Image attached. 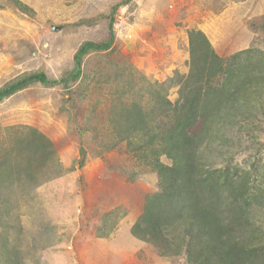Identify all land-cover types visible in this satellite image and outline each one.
<instances>
[{
    "label": "rangeland",
    "instance_id": "1",
    "mask_svg": "<svg viewBox=\"0 0 264 264\" xmlns=\"http://www.w3.org/2000/svg\"><path fill=\"white\" fill-rule=\"evenodd\" d=\"M19 1L33 14L0 0V88L38 71L60 81L73 69L82 42L109 39L111 21L114 40L108 51L84 58L82 76L70 84V92L61 84H34L0 102V156L15 132L34 128L54 151L51 162L41 167L43 179L55 174L16 192L9 206L0 204V243L19 252L20 264H186L183 257H158L130 234L145 196L158 187L156 175L124 144L101 150L107 113L121 87L114 74L120 68L150 83L186 74L191 30L201 31L222 58L250 48L264 52V0ZM49 25L60 29L49 32ZM177 98V88L169 89L168 99ZM260 107L262 113L250 122L233 127L227 143L204 144L199 155L208 168L231 162L250 171L252 186L264 190V95L255 109ZM94 125L96 136L88 130ZM5 207L9 216L1 212ZM249 209L252 222L264 232V208L252 204ZM105 216L116 221L113 230V222L107 226L112 230L108 237L105 229L98 230Z\"/></svg>",
    "mask_w": 264,
    "mask_h": 264
},
{
    "label": "trees",
    "instance_id": "2",
    "mask_svg": "<svg viewBox=\"0 0 264 264\" xmlns=\"http://www.w3.org/2000/svg\"><path fill=\"white\" fill-rule=\"evenodd\" d=\"M8 1L21 13L33 14L21 1ZM109 29L105 43L80 44L66 77L50 81L43 72L23 74L0 88V102L34 84L47 88L61 84L70 92V84L82 76L84 58L111 48L112 21ZM187 36L186 74L150 83L117 69L113 80L121 87L107 113L101 150L124 144L126 152L156 175L158 189L145 196L130 234L151 246L158 257H183L186 264H264V232L252 222L249 209L252 204L264 208V190L252 186L250 171L231 162L220 169L208 168L199 155L204 144L227 143L234 126L262 113L255 107L264 95V52L250 48L222 58L201 31L191 30ZM174 87L178 98L171 102L168 92ZM141 95L145 101L137 100ZM127 97L134 99L126 101ZM88 130L93 136L99 131L95 125ZM10 144L0 156V204L6 206L16 192L55 178L52 174L43 179L41 172L54 156L46 136L25 127L15 132ZM7 208L1 212L9 216ZM107 218L98 230L105 229L108 237L116 221ZM110 222L112 230L106 229ZM0 264H20L19 252L7 242L0 243Z\"/></svg>",
    "mask_w": 264,
    "mask_h": 264
},
{
    "label": "water",
    "instance_id": "3",
    "mask_svg": "<svg viewBox=\"0 0 264 264\" xmlns=\"http://www.w3.org/2000/svg\"><path fill=\"white\" fill-rule=\"evenodd\" d=\"M59 29H60V27H56V26H54V25H49V26H48V30H49V32H58Z\"/></svg>",
    "mask_w": 264,
    "mask_h": 264
}]
</instances>
